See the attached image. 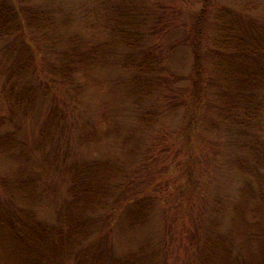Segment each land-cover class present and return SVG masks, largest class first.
I'll return each instance as SVG.
<instances>
[{
  "label": "rangeland",
  "instance_id": "374dc122",
  "mask_svg": "<svg viewBox=\"0 0 264 264\" xmlns=\"http://www.w3.org/2000/svg\"><path fill=\"white\" fill-rule=\"evenodd\" d=\"M202 6L0 0V264H264V95L259 148L218 123L261 72L222 44L264 51V0H208L196 100Z\"/></svg>",
  "mask_w": 264,
  "mask_h": 264
},
{
  "label": "trees",
  "instance_id": "16d2710c",
  "mask_svg": "<svg viewBox=\"0 0 264 264\" xmlns=\"http://www.w3.org/2000/svg\"><path fill=\"white\" fill-rule=\"evenodd\" d=\"M207 2L208 0H203L202 9L199 11L197 19L191 29L192 40L190 44L192 45V50H193L194 57H195V65H194V70H193L194 72L192 73L191 77L193 81L192 91H193V95L195 96L196 100H199V96H200L199 92H200L201 83L203 79L201 64H200V60H201L200 37H202V24L201 23L205 15V12L207 11L205 10V6ZM239 42L240 41L234 42L232 46L230 42L228 43L225 42L222 44L223 46H226V47L229 44V47H227V49H231L234 52H236L234 53V56L231 53L229 54L230 55L229 57L227 56V58L234 59L233 62L236 63L237 60L235 61V59L239 58L241 54H244L245 56H249L248 58H251V60H255L257 64H260L261 72L260 73L258 71L254 72L255 70H252L255 73V76L251 75V77L249 78H246L243 76L240 77L242 83H244L245 85L248 84L246 88L244 89V92L238 93L241 96V97L239 96L240 99L238 100L239 102L242 103V107L240 104L237 107H239V110L241 111V113L233 112V111L231 112V110H229L228 113L223 114V117L220 118L218 123L220 125L229 124L230 126L241 128L240 133L243 136L246 135L247 137L252 138V144L250 142L249 146L259 148L260 146H258L257 144L258 142H254V140H256L262 133V128L260 124L261 102L257 99V96L264 95V68H263L264 51L258 52L256 50L244 48L243 45L239 44ZM126 61H128V59L124 60V64H125L124 67L130 68L131 70H133L134 73L144 78L147 77L148 79H152L155 76V73L157 72L156 66L152 65L148 67L146 65L147 62L145 61H141L139 63H134V64L132 62H126ZM249 63L250 62H245L246 65H248ZM211 64L214 65L216 64V62L212 60ZM237 64H241V63H237ZM233 75L234 77H238L236 73V68L233 71L229 72V76H233ZM250 83L251 85L249 86ZM142 121L144 122L145 119ZM245 145L247 144L245 143ZM249 146L247 145L246 147H249ZM85 173L87 172L86 171L81 172L82 176H80V181L78 182L77 198H79L81 195L85 193H93L94 190L96 189V184L94 183V181L88 180L87 176L83 175ZM127 178H130V175H126L125 173L120 172L119 177H118V182H121V184H123V182ZM261 195H263L262 197H264V193H262ZM132 201L133 200L125 199V197H120L119 199L115 200V203L126 202L127 204H130ZM99 207L101 208V210L103 209V206L101 204ZM146 210L147 208L144 209L142 207V210L140 211H146ZM3 222H4L3 220H0V226L4 224Z\"/></svg>",
  "mask_w": 264,
  "mask_h": 264
}]
</instances>
